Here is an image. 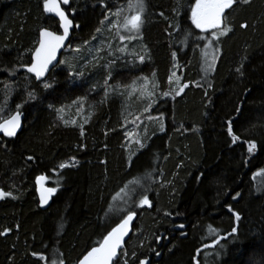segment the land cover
<instances>
[{"label": "trees", "instance_id": "1", "mask_svg": "<svg viewBox=\"0 0 264 264\" xmlns=\"http://www.w3.org/2000/svg\"><path fill=\"white\" fill-rule=\"evenodd\" d=\"M131 1L69 0L64 9L79 27L68 46L84 47L82 59L73 57L71 65H57L36 81L23 65L31 61L40 30L59 32V23L44 13V0H0V122L17 105L25 114L15 137L0 133V191L11 193L0 198V264H76L128 212L136 217L120 264L145 258L195 264L194 256L200 264H260L264 0H236L225 10L223 28L231 31L213 41L218 55L211 71L201 53L206 35L191 21L195 0H144L143 31L126 53L105 43L109 48L94 59L95 46L85 42L106 15ZM241 64L243 75L236 71ZM172 68L188 85L180 95H165ZM141 78L163 96L142 97ZM45 82L53 87L44 89ZM78 108L85 120L79 111L75 121L66 120V112ZM133 112H140L142 123L140 143L131 147L125 120ZM250 142L257 145L252 153ZM39 175L56 189L46 209L38 203ZM144 195L151 207L139 206ZM228 207L240 214L239 222ZM233 227L235 243L229 238L221 240L223 248H204Z\"/></svg>", "mask_w": 264, "mask_h": 264}, {"label": "snow or ice", "instance_id": "2", "mask_svg": "<svg viewBox=\"0 0 264 264\" xmlns=\"http://www.w3.org/2000/svg\"><path fill=\"white\" fill-rule=\"evenodd\" d=\"M64 5L69 4V0H44L43 8L46 13H52L55 17L59 18V27L63 29V34H56L53 31H49L47 29H42L40 31V40L39 46L34 49L32 52L30 66L28 64L23 65L26 69V72L29 74H33L36 81H41L42 78L46 76L47 73L50 72L51 68H55V64L53 63L56 60L57 51L64 46V42L69 37V30L73 26L72 20L68 18L65 11L61 8L60 3ZM250 0H244V3H249ZM236 3V0H195V5L191 8V21L195 28L200 29L202 32H208L209 30H217L212 32V40H210L209 46L212 45L213 41L217 40L219 36L226 35L230 28L224 27L221 28L222 17L225 15L226 9H231L233 4ZM102 7L107 8L108 6L102 4ZM128 8L130 10H135L136 14L132 15L130 18L125 17L123 28L127 32L138 33L140 31L142 25V13L145 9L144 0H135L134 3H129ZM111 15L119 18L121 12L115 11L112 12ZM109 17L106 15L105 19L107 20ZM103 23V21L101 22ZM118 26V21L116 23L111 24L112 28H116ZM79 27V25H76ZM242 27H247V25H242ZM97 32H100V29H96ZM135 36H123L121 35L119 39L124 41L125 39H134ZM93 39H96L94 36ZM203 39V38H201ZM87 43V42H85ZM79 51V49H77ZM215 57H213L214 59ZM22 59V58H21ZM143 56L140 57L141 62H143ZM57 63H63L61 61H57ZM243 68V64L240 65L236 69L237 73L243 75L241 69ZM12 75H15V70H13ZM82 75V74H81ZM188 85L185 84L184 87ZM5 90L9 91L10 86L5 84ZM53 85L51 83L45 82L43 83L44 89H51ZM184 88H180L179 91L176 92V95H180L183 92ZM10 94V92H9ZM168 95V93H165ZM29 99H35L34 93H28ZM17 111L15 114L11 115L10 118L3 120L0 122V132L3 133L5 137H15L17 135L18 129L21 127V117L22 112L20 109L23 105H17ZM147 111V109H146ZM241 111V108H237V113ZM151 119V117H149ZM139 119V117H137ZM228 134L232 135V120L228 122ZM161 131H163V126H161ZM81 135H83V131H81ZM238 138L236 136H232V142L235 143ZM143 147V145H141ZM257 145L255 142H250L248 146V152L252 153L254 149H256ZM29 160L32 159L31 156L28 157ZM131 166V163H130ZM68 165L61 164L60 168H66ZM264 174V170L262 173ZM203 175V174H201ZM45 177H38L37 182L40 180H44ZM134 184H139L140 181H133ZM127 189H121V193H124ZM55 188H49L47 190L48 194L51 195L55 193ZM128 191H133L132 189H128ZM5 195H11V193H4L0 191V198H3ZM120 193H117L119 196ZM240 194L236 193L232 199L235 200ZM49 196L41 195V203H47ZM115 199V197H114ZM147 205L151 207L152 204L147 195H144L142 199L139 200V206L143 207ZM228 212L235 218V221L239 222L241 220V216L239 213L235 212L232 207H228ZM135 212H128L127 215L121 219V221L117 224L116 227L112 228L110 232L103 238L102 243H100L99 247H93L91 251L87 253L86 256L80 261V264H120V256H118V249L122 248V240L128 234L129 224L133 220ZM165 215H170V213H165ZM180 228H183L184 225H179ZM210 231H213L210 229ZM183 234V233H182ZM238 228L233 227L231 231L226 236H220L217 238L212 245L205 244L204 248H215L217 246L223 248L224 245L221 244V240L227 241L229 238H233V242H236V238H238ZM159 239V238H157ZM255 247V246H253ZM201 250H197L196 256H199ZM122 255H127L126 252H122ZM135 255V253H133ZM156 255H159L157 252ZM43 258V257H42ZM195 264H200L199 260H196V257H193ZM63 264V262H61ZM124 264H128V261L125 260ZM139 264H148L147 260H140ZM260 264H264V247L261 248V259Z\"/></svg>", "mask_w": 264, "mask_h": 264}, {"label": "rangeland", "instance_id": "3", "mask_svg": "<svg viewBox=\"0 0 264 264\" xmlns=\"http://www.w3.org/2000/svg\"><path fill=\"white\" fill-rule=\"evenodd\" d=\"M135 0H132L131 3H134ZM128 4H125L123 7L118 8V9H114L112 10L107 16L109 17L107 20L105 19L103 21V23L100 26V32H97L95 37L96 39H93V37L91 38V42H87V44L93 45V47L95 46L94 50V59H98L97 55L102 53V47H106L105 43H107V45H112L118 48V51L122 52V53H126V51L128 50V42L131 41L130 39H125L124 41H121L119 39V37L121 35L123 36H135L134 39H137L142 31H143V26H144V21L142 19V25L140 28V31L138 33H134V32H127L124 30L123 28V23H124V19L125 17H131L132 15L136 14L135 10H130L128 8ZM120 11L121 15L119 18L111 15L112 12L115 11ZM223 20H224V16L222 17V23H221V28H223ZM118 21V26L116 28H112L111 24L116 23ZM202 35H206L205 38V42L203 44L202 47V58H203V63L205 66V69L208 71L212 70V67L214 65V62L217 58L218 55V51H217V47L215 46L214 42L212 43L211 46H209V41L212 40V32L217 31V30H209L208 32H202L200 29H198ZM115 41V42H114ZM116 43V44H115ZM92 47V46H91ZM109 46L106 47V49H108ZM77 49H79V51H77ZM84 47H81L80 45L78 46L77 44H71L70 46H67L66 51L62 54L60 61L63 63H58V66H64V65H71V61L72 58L78 57V61H80L82 59V51H84ZM105 49V48H103ZM87 51V50H86ZM77 55V56H76ZM143 56V55H141ZM213 57H215L213 59ZM177 70L172 68L171 74L168 77V80L170 81V87L167 89V91H165V93H168L169 95H176V92L179 91L180 88H184V82H182V77L176 75ZM140 83V84H139ZM138 84L140 85L138 87V93L144 97L147 98L148 100H152V99H156L157 97H161L163 96L162 92H160L158 90V88H156V85L154 82L150 81L147 78H141L140 82ZM132 94L134 93V90L132 89L130 91ZM131 95V94H129ZM137 95V94H136ZM138 96V95H137ZM79 111L80 115L79 117H81L80 122H83L85 120V117L83 116V111L80 110L78 108V110L76 111H72V110H68L66 113L69 114V117L71 118H66V120H70L71 121H75L77 119V112ZM140 112H133V114H131L126 120H125V131H126V143L128 145H134L135 143H140V135H141V130H140V126L141 125V121L142 118L139 117ZM137 117H139V119H137ZM136 145V144H135ZM46 183L47 180L45 179ZM53 188V187H52ZM122 197V195L120 194L118 196ZM121 205L122 208L125 209V207L127 206L126 204H124L123 202L119 203Z\"/></svg>", "mask_w": 264, "mask_h": 264}, {"label": "water", "instance_id": "4", "mask_svg": "<svg viewBox=\"0 0 264 264\" xmlns=\"http://www.w3.org/2000/svg\"><path fill=\"white\" fill-rule=\"evenodd\" d=\"M43 4H44V3H43ZM60 6H61V8L65 11V13H66V15L68 16V18H69L70 20H72V22H73V26H72V28H70V30H69V37H68V39L65 40V42H64V46L61 47V48L57 51V54H56V60L53 62V63L55 64V66L58 65L57 61H60L61 56H62V53L65 51V49H66L67 46L69 45V43H70V39H71V36H72L74 30L77 28V27H76V23L74 22V20L69 16V14L67 13V11L64 9V4H63L62 2L60 3ZM43 10H44V8H43ZM44 13H45L47 16L56 19V20L58 21V23H59V18H58V17H55L54 14H52V13H46L45 11H44ZM42 29H47V30H49V31H53V30H51V29H49V28H46V27H44V28H42ZM42 29H41V30H42ZM59 29H60L59 32H55V31H53V32H55L56 34H63V29L60 28V27H59ZM41 30H40V31H41ZM39 40H40V32H39V37H38V42H37L36 47L39 46ZM36 47H35V48H36ZM33 51H34V50H33ZM31 57H32V55H31ZM30 62H31V61H30ZM28 65L30 66V63H29ZM52 69H53V68H51V66H50V71H51ZM23 70L26 72V69H25V68H23ZM49 73H50V72H49ZM49 73H47L46 76H45L44 78H42L41 81H43V80L48 76ZM30 75H32V76L34 77L33 74H30ZM13 114H15V113H13ZM13 114H12V115H13ZM24 116H25V114L22 112V117H21V127L18 129V131H20V130L23 128V124H24ZM8 118H10V116H9ZM8 118H6V119H8ZM4 120H5V119H4ZM1 122H3V120H2ZM18 131H17V132H18ZM0 133H2V132H0ZM2 134H3V133H2ZM38 177H44V176H43V175H39ZM38 177H37V178H38ZM37 178L35 179V184H36V193H37L38 203H39V206H40L42 209H46V208L48 207V205H49V203H50V201H51V199H52L54 193L51 194V195H49L48 192H47V190H48L49 188H52V187L46 183L45 179H44V180H40L39 182H37ZM42 194H44V195H48V196H49L47 203H44V204L41 203V195H42ZM126 215H127V214H126ZM126 215H125V216H126ZM125 216H124V217H125ZM124 217H123V218H124ZM135 217H136V215L134 216L133 220H132V221L130 222V224H129L128 234H127V235L123 238V240H122V248H121V249H118V256H119L121 250L124 248V246H125L127 240L129 239V237L131 236V234H132V232H133V226H134ZM120 221H121V220H120ZM120 221H119V222H120ZM119 222H118V223H119ZM118 223H117V224H118ZM117 224H116L114 227H116ZM114 227H113V228H114ZM111 230H112V229H111ZM111 230H110V231H111ZM110 231H109V232H110ZM102 241H103V240H102ZM102 241H101L100 243H102ZM100 243H99L98 245L94 246V247H99ZM92 248H93V247H92ZM92 248H90V249H89V250H88V251H87V252L81 257V259L78 260V262H77L76 264H80V261L83 259L84 256L87 255V253H88L89 251H91ZM142 260H147V261H148V264H150V259H149V258H145V259H142ZM138 264H139V263H138Z\"/></svg>", "mask_w": 264, "mask_h": 264}, {"label": "flooded vegetation", "instance_id": "5", "mask_svg": "<svg viewBox=\"0 0 264 264\" xmlns=\"http://www.w3.org/2000/svg\"><path fill=\"white\" fill-rule=\"evenodd\" d=\"M63 54V53H62Z\"/></svg>", "mask_w": 264, "mask_h": 264}]
</instances>
